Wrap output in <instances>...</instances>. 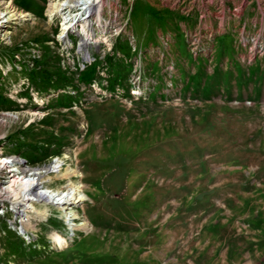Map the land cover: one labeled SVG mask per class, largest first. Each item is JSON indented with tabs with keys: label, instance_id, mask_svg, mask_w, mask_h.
<instances>
[{
	"label": "rangeland",
	"instance_id": "rangeland-1",
	"mask_svg": "<svg viewBox=\"0 0 264 264\" xmlns=\"http://www.w3.org/2000/svg\"><path fill=\"white\" fill-rule=\"evenodd\" d=\"M2 1L0 157L78 167L90 228L28 241L0 192V264H264V0H108L82 50L87 12Z\"/></svg>",
	"mask_w": 264,
	"mask_h": 264
},
{
	"label": "bare ground",
	"instance_id": "bare-ground-1",
	"mask_svg": "<svg viewBox=\"0 0 264 264\" xmlns=\"http://www.w3.org/2000/svg\"><path fill=\"white\" fill-rule=\"evenodd\" d=\"M107 2L108 0H48L46 15L51 19L54 16L59 17L60 14L62 16L65 12L71 13L70 10L72 8L78 7V12L71 13L72 15L69 14V17L65 16L60 19L61 29L59 37L64 39L67 31H72L71 29L74 28L75 22H78L80 11L87 12L86 16L79 18L80 30L79 28L75 30L76 33L80 34L79 47L81 48L79 50H82L90 41H93L91 38L95 34L88 17L90 15L94 16L101 27L102 12ZM4 3L5 8L9 9L7 12L9 15L8 20L26 19L30 16L28 12L14 9L10 1H2L0 5ZM85 58L86 60L88 59L87 57ZM0 158L1 163L6 164L5 166L13 167L9 171L11 172L10 185L5 187L4 190L0 189V192L12 198L11 205L14 212L19 215L17 223L19 222L20 228L15 226V224L13 226L17 227L20 231L19 233L24 238H27L26 240H31L28 230L35 227L31 220L45 221L52 208L57 209L64 216L67 228L72 233L75 229L88 230L90 228L87 217L83 215L79 218L75 211L76 205H80L87 200L81 178H79L81 172L78 167L71 166L70 163L63 167L65 162L63 158H57L47 166L35 168L20 166L23 160L18 156H13L10 159L8 157ZM64 158H68V155H65ZM74 178L76 179L74 180ZM63 179L65 181L61 187L53 188L50 186L51 182ZM51 239L52 244L56 247H61L64 244L63 239L59 236L51 237Z\"/></svg>",
	"mask_w": 264,
	"mask_h": 264
}]
</instances>
